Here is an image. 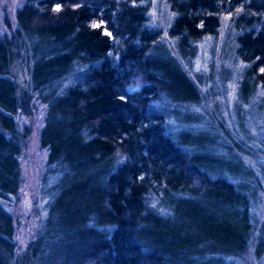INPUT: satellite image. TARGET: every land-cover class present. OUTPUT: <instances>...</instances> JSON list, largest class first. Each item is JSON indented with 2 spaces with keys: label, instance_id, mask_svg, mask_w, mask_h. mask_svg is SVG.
<instances>
[{
  "label": "trees",
  "instance_id": "1",
  "mask_svg": "<svg viewBox=\"0 0 264 264\" xmlns=\"http://www.w3.org/2000/svg\"><path fill=\"white\" fill-rule=\"evenodd\" d=\"M167 4L173 49L149 28L150 0H23L2 23L0 264H239L252 243L260 258L264 189L203 122L209 78L230 65L207 79L186 66L225 29L236 130L263 136L264 0ZM38 117L41 207L20 250L9 208Z\"/></svg>",
  "mask_w": 264,
  "mask_h": 264
},
{
  "label": "rangeland",
  "instance_id": "2",
  "mask_svg": "<svg viewBox=\"0 0 264 264\" xmlns=\"http://www.w3.org/2000/svg\"><path fill=\"white\" fill-rule=\"evenodd\" d=\"M23 0H0V32L2 33L3 22L9 21L13 22L14 11L21 5ZM173 19V13L171 12L167 0H150V9L148 12V25L149 28L155 29L161 35V42L167 47L172 48L173 42L168 37V28ZM226 39L225 29L220 31L218 38L216 39L212 50L205 53L202 48L195 59V64L192 69L186 66L188 71V76L193 77L194 73L202 71V75L207 79L209 75L219 72L220 67L229 66V71L226 72L227 75H222L224 79H219L216 74L209 78V85L207 86L209 94L206 98H210L211 101L205 99L204 110V120L203 122L210 123L213 119L217 126L214 128L217 130L218 138H223L222 135L226 136V144L224 146L229 147L231 155L234 159L240 163L242 169H249L252 171L253 175L256 177L259 187L264 189V135L260 138L259 135L255 138V134H252V138H249L243 133H239L236 130V120L234 118V106L236 103L235 99V76L237 73L236 62L232 67L231 57L224 55L226 49L222 45ZM204 45V44H203ZM208 47V44H206ZM229 44H227L226 48ZM231 63V64H230ZM15 77L19 86H23L26 81L25 69L22 66L16 65L14 68ZM227 71V70H226ZM213 87V88H212ZM201 95L204 92L200 91ZM213 92V93H212ZM212 93V94H211ZM244 108V107H242ZM245 109V108H244ZM200 111H202L200 109ZM245 121L244 128L249 129L250 125L247 127V113L243 114ZM40 116V115H39ZM37 123L33 128V133L24 145L22 150V156L20 159V188L16 197L12 198L11 206L9 208L10 212L17 221V230L15 233V240L20 250H24L26 243L31 239L33 231L35 230V221L32 217L35 214V208H40L39 202L35 204V196L38 191V184L45 166L46 154L45 151L39 148L37 140L38 126L40 125L39 117L37 118ZM249 123V122H248ZM205 123H201L204 126ZM243 125V124H242ZM251 130V129H249ZM252 132V131H251ZM253 133V132H252ZM222 134V135H221ZM218 145L220 146L223 142L218 140ZM236 143V144H235ZM223 145V144H222ZM226 147V148H227ZM234 161L233 159H230ZM256 208L258 211L257 220L260 221V225L264 223V195L258 194L256 198ZM35 206V208H34ZM258 230V229H257ZM255 241L259 240L256 232L254 233ZM264 239V236L261 237ZM254 240V239H253ZM254 244L249 245L247 251L245 252L242 259H240L239 264H264V248L262 250L260 258L255 257Z\"/></svg>",
  "mask_w": 264,
  "mask_h": 264
}]
</instances>
